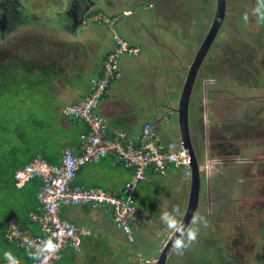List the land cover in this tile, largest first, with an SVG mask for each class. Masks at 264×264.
<instances>
[{
  "label": "rangeland",
  "instance_id": "rangeland-1",
  "mask_svg": "<svg viewBox=\"0 0 264 264\" xmlns=\"http://www.w3.org/2000/svg\"><path fill=\"white\" fill-rule=\"evenodd\" d=\"M139 1L122 0L125 9L134 8L138 3L139 5L135 8L132 16H125L122 12L116 13L115 19H117L118 25L110 30L102 22L94 23V17H92L90 29L92 32L94 30V33H99L98 37L96 39L94 37L86 38L84 44L71 47L82 48L80 55L82 58L79 56L76 62L79 67L83 68L87 58L91 59L92 57L87 71L77 70L82 75L78 79L82 81L86 76L90 78L87 74L94 64V56L99 53V51L97 54L94 53V46L99 49L98 40L104 38L106 33L107 42L110 43L111 36L115 33L120 34L117 29L121 27L122 33L128 35L129 42L136 43V39L142 42V45L136 46L140 49V52L135 56L136 61L134 57L130 58L133 59L130 61L132 64L135 63L134 65L138 64L139 66L134 73L127 74L126 78L129 86L131 85L130 81H134L130 90H132L131 93L135 97L134 101L138 107V119L146 121L149 115L145 112L146 107L153 106V103H157L162 107L172 100H178L179 90L183 88L187 69L193 62L212 26L216 13V0ZM257 3L258 0H227V15L224 25L202 65V73H199L194 89V93L199 92V95L196 94L193 97L191 101L193 109L190 107L191 138L197 150L199 161H202L205 167L207 162L210 163V170H206L204 175L219 174L215 181L221 188L217 192L223 191V186L226 188L225 191L218 192L215 195V193L213 194L215 182L207 183L203 179L201 183V203L205 200L207 210L210 211L211 208L210 212L213 213L211 220L215 221L214 224H211V227L213 228V225L217 226L214 233L217 232L215 238H219L221 241L219 243L220 248L216 249L214 248L216 244L211 245L210 242L206 241V230L204 234L202 232L198 235L203 236L200 249H209V257L205 258L206 255L202 254V256L200 252H196L197 249L190 247L191 243L183 249L182 253L176 251L173 253L171 257L173 264H209L211 258L215 259L216 264H264V239L261 235L262 227L259 225L260 220L264 219V170L261 168L264 162V86L246 87L245 89L236 88L238 90L229 91L231 83L236 82L240 77L238 73L231 69L233 58L230 54L232 52L236 53V59L244 60L247 59L246 51H252V54L256 55L254 58H257L259 64H262L260 60H263L262 52H264V48L263 43H261V17L255 12ZM32 7L34 10L40 9V12L43 9L41 2L38 5H32ZM100 11L97 9L95 12L99 13ZM41 14L44 17L47 16L45 10H42ZM103 15L104 20L109 16L108 13ZM246 15L247 19H245ZM39 19L44 21L48 18ZM142 19L144 25L140 26V30L131 31L133 23ZM64 27L67 29V25H64ZM19 32L18 37L8 38V35H6L8 40L11 41L10 43H0V50L11 56L0 57V62L25 56L32 52L40 53L36 47V42L42 44L41 41L37 40L40 32L35 34H32L30 30ZM43 42L46 45L40 48L42 51L45 50L44 53L46 51L55 52L59 48L63 49L69 46L68 43H64L69 42L67 40L57 43L47 39ZM167 49L177 51L173 53L168 51L167 54ZM155 55L158 56L157 59L164 55L172 62H165L166 66L164 67L162 64L165 63L161 62L158 70L155 71L153 68L156 64ZM259 68V71L264 69L260 65ZM12 83L13 86L8 88L0 83V252L3 254L11 253V245L3 239L1 226L8 216H11L15 205L14 200L11 199V190L8 187V180L11 177V131L14 132V128L18 125L34 127L36 126V119L42 120L47 117L46 114L50 115L47 110L48 103L44 99L40 98L38 101H33L25 94L23 83H18L22 87H16L15 82ZM145 83L147 88L144 87ZM163 84L169 90L161 88ZM16 91L19 92L18 95ZM225 91H229L230 94L227 95ZM13 92L16 94H13ZM151 94L153 101L150 98ZM12 95L14 99L11 98ZM197 96L201 98L200 105ZM162 100L165 101L164 104L159 102ZM221 100L227 104L220 106ZM228 103L231 105L229 108L227 107ZM29 107H35L33 121H29L27 117L29 113L26 114V112H29ZM41 107L43 112L46 113L45 115L42 114ZM260 110L262 112L259 114ZM13 111L16 116L11 115ZM246 114L261 122L254 128L255 133L253 135L257 138L253 139L252 145L248 148H240V154L235 156L234 159L233 157L232 159L224 156L220 157L222 151L217 147L222 146V129L229 128L232 123L242 119L237 118L238 116L243 117ZM246 120L250 121L248 118ZM157 129L158 125H155V131ZM231 144L238 145L235 141H228L224 146L229 148ZM213 148H217L216 155H213L215 152ZM229 151L230 149H228ZM179 169L185 177L186 168ZM155 176L154 174L147 176L146 181L138 183V195L135 191L139 204L148 210L152 216V220L149 221V224L153 225L150 227L151 229L155 226L154 218L158 219V216L163 215L165 212H173L179 209L178 221H180L185 210L182 193L188 191L189 194L190 190V180L186 177L168 190H162L158 198L156 193L159 188L151 183ZM170 178L169 175L159 179L164 181ZM238 192H241V194H237L233 199ZM218 206H223L224 209L222 210ZM214 207L216 210H214ZM29 208L24 205L19 210L24 212ZM69 208L64 207L63 209L67 212L71 210ZM217 210L219 211L217 212ZM157 214L159 215L156 216ZM204 218L207 220L206 215ZM236 219L239 221L236 222ZM162 224H164L163 221ZM218 226H220V229ZM169 230L170 228L166 231ZM90 264H93V261ZM104 264H108V262Z\"/></svg>",
  "mask_w": 264,
  "mask_h": 264
},
{
  "label": "crops",
  "instance_id": "crops-1",
  "mask_svg": "<svg viewBox=\"0 0 264 264\" xmlns=\"http://www.w3.org/2000/svg\"><path fill=\"white\" fill-rule=\"evenodd\" d=\"M44 21L41 20V23ZM76 23H78V21L75 20L73 24ZM37 24L34 26L35 30H46L44 32H40L38 35L37 40L41 41L42 44L36 42L38 44L36 47L39 49L40 53L32 52L26 54L24 59L26 58L25 60L28 61L31 59L36 64H44L48 67H57L58 71L50 72V75L44 74L45 76L42 75L40 77V80H38V92L35 90L32 95H28L27 88H25L24 92L27 94L29 99L38 101L42 98L48 103L47 110L50 112V115L44 113L41 107L42 114H46V118L42 120L36 119V126L34 127L18 125L14 128V132L11 131V196L13 197V195H16L17 197L12 199L15 202L13 207L14 209L11 216H9V218L4 222L8 223L7 220L9 221L16 217L19 221H21V223H25L27 228L34 233H39L41 231V226L33 224L30 221V215L33 212H37V198L42 191L43 180L41 178L34 179L29 183L26 189L21 191L14 186L16 183L15 174L17 171L29 165L37 158H46L44 160H50V164H59L62 161L66 149H71L75 153H80L82 150V137L87 133L88 127L83 123L75 124L66 120L62 116V109L68 105H74L81 102V100L89 94L90 81L101 74L104 57H106L114 46L113 36L110 38V43L107 42V33L104 38L98 40L99 49L94 46V53L97 54L98 51L99 53L97 56H94V64L91 67L90 72L87 74L90 78H87L86 76L81 81L78 78L79 76L81 78L82 75H80V71L77 70L80 69L82 71H87V67L91 63L92 57L91 59L87 58L83 68L79 67L76 62L81 55L82 48L71 46L84 44L86 42V38L89 39V37H94V39H96L99 33H94V30L92 32L91 29H89L91 27L89 26L88 28L86 25L84 27L88 28L89 32H85L82 25L78 24L76 27L78 31L77 34L71 36L63 34L56 38L58 35L55 32L56 30L50 29L46 26L41 27ZM61 25L64 27L66 22H62ZM141 25H144L143 19L133 23V29H131V31L135 32L140 30ZM64 28V30H66V27ZM121 29L122 28L119 27L117 29L118 32L129 42L130 40L128 35L126 33L124 35ZM32 34H35V32L33 31ZM47 39L51 42L67 40L69 42L64 43H68L69 46H66L67 48L63 49L59 48L55 52L46 51V53H44L45 50L43 49L42 51L40 47L46 45L43 41H46ZM129 43L134 45V47L142 45V42L138 41V39H136V43ZM168 51L173 53L177 50L167 49V54ZM157 57L158 56L155 55L156 64L153 67L155 71L158 70L161 62H172L171 59H167V57L165 58L164 55L159 57V59H157ZM131 60L133 59H130L128 56H122L119 59L121 67L120 78L113 85L112 93L102 100L99 107V113L105 119L106 136L110 140L119 139L121 134L137 137L140 134L141 127L145 123L152 122L157 125L156 122L159 119V113H164L167 110V106L170 105V103H166L165 105L167 106L160 107L157 103H154L153 106H148L145 109V112L149 113L146 121L138 119V107L134 101L135 97L131 93L132 90H130L132 89L134 81L131 80V85L129 86V84H127L126 76L127 74L134 73L139 65L132 64L130 62ZM162 66H166V63L162 64ZM201 73L202 71L200 74ZM26 84L27 81L25 80L24 86H26ZM144 87H146V83L144 84ZM161 88L169 90V88H166L164 84ZM11 98L14 99L13 95ZM150 98L152 100V94L150 95ZM159 102H162L163 104L165 103L164 100ZM34 109L35 107H29V112H26V114L29 113L27 115L29 121L34 120ZM11 115L16 116V113L13 111ZM157 131H159V135L163 140L176 141L174 134L165 135L164 129L160 130L159 126ZM152 174L156 176L153 180H151V183L154 184L156 188H159V191L156 193L157 197L162 190H168L175 183H179L182 178H186L179 168H173V170L166 176L155 173ZM133 175L134 174L131 170L126 169L112 156H108L99 163L88 164L84 166L83 169H80L75 185L81 186L85 189L91 188L97 191H103L114 197L122 196L127 183L133 179ZM169 175L171 177L170 179L160 181V177H168ZM135 191L138 195L137 187ZM182 194L185 208L188 200V191L187 193L184 191ZM24 205L30 208L21 212L22 210L19 209H21ZM69 209L71 210L67 212H65L64 209L61 210L62 214L60 213V215L64 221L77 225L82 231V249L79 253L74 252L70 248L65 249L61 254L62 258L57 260L54 264H90L92 261L93 264H104L105 262H108V264H150L149 262L157 260L156 257L160 255L170 238L164 227L160 226L162 225V215L159 214L156 215H159L158 219L154 218L155 226L152 229L150 227L153 225L149 224L150 222L148 221L137 222L133 225L134 239L133 242L131 241L129 243L123 230L115 223L113 217L114 214L108 208L106 209L109 211H107L104 207H93L91 205L82 204L73 206ZM143 209L148 214L147 218L152 220V216L148 210L144 207ZM6 228L7 226H1L2 237L6 243L11 245V253L8 252L6 255L0 252V260L5 261L6 264H29V261L27 259H23V256L21 255V249L24 248L19 247L16 243L10 242L7 239L5 231ZM168 264H170V262Z\"/></svg>",
  "mask_w": 264,
  "mask_h": 264
},
{
  "label": "built area",
  "instance_id": "built-area-1",
  "mask_svg": "<svg viewBox=\"0 0 264 264\" xmlns=\"http://www.w3.org/2000/svg\"><path fill=\"white\" fill-rule=\"evenodd\" d=\"M99 14L94 16V23L102 22L109 28L117 25V19L108 16L104 20L103 13ZM113 41L114 47L104 59L101 74L90 81L89 94L81 102L62 110V116L69 122L88 126L87 133L82 137L80 153L66 149L59 164L37 158L15 174L19 189L34 179L43 180L42 191L37 198L39 211L30 215L31 222L41 226V231L34 233L23 228L16 217L10 220L6 230L10 242L34 251L32 264H53L63 249L81 251L82 231L77 225L63 220L60 213L64 207L86 204L108 208L114 214L117 226L124 231L128 240L133 241L132 224L145 217L135 195L138 183L145 181L152 173L166 176L174 167L186 168V177L190 176L192 157L189 151L181 142L159 137L151 122L143 125L137 137L121 134L117 140L107 138L105 119L99 113V107L102 100L112 93L113 84L120 77L119 59L122 56H135L138 52L117 33L113 35ZM108 156L134 174L122 196L114 197L103 191L75 185L81 168L99 163Z\"/></svg>",
  "mask_w": 264,
  "mask_h": 264
},
{
  "label": "flooded vegetation",
  "instance_id": "flooded-vegetation-1",
  "mask_svg": "<svg viewBox=\"0 0 264 264\" xmlns=\"http://www.w3.org/2000/svg\"><path fill=\"white\" fill-rule=\"evenodd\" d=\"M140 1H142V0H140ZM39 2H41V5L43 7L42 10L46 11V15H47L46 17L42 16V14H41L42 10L40 12V9L34 10L32 7V5H34V4L38 5ZM31 3H33V4L30 5ZM138 5H139V3L136 4L134 6V8L127 10L123 7L122 0H40V1L39 0H0V43L1 44L10 43L11 41L8 40V38L18 37L19 35H17V34L20 33L19 31L24 32V31L30 30V32L34 31L35 33L46 31V30H35L34 26L37 23H38L37 25L41 26V27L43 26V23H45L44 26H46L50 29L56 30L55 32L58 34L56 36V38H58L59 35H63V34L69 35V36L75 35L78 33V31L76 29L77 25L82 24L81 19L84 17L85 18H91L93 15L99 14L100 12L103 14L108 13L110 18H115L116 13H119V12H122L125 16H132V15H134L135 8H137ZM97 9H99L101 11L99 13H96L95 11ZM39 18H48V19H46L43 23H41V21H40L41 19H39ZM76 19L79 20V22L76 24H73V22ZM62 22H66V25H67L66 30H64L65 28L61 25ZM82 27L84 28L85 32H87V31L89 32V30H88L89 25H87L88 28L84 27V25H82ZM6 35H8V38L6 37ZM150 40H151V38H150ZM55 42L59 43L60 41H55ZM5 56L11 57L10 55H8V54H6L0 50V57H5ZM196 94L199 95V92H195L194 96ZM197 97L199 99V105H200V99L201 98H200V96H197ZM220 106H223L222 100H221ZM191 108L193 109V103H191ZM174 129H175L174 138L180 137L178 125L174 126ZM191 135H192V132H191ZM224 138L222 140V146L217 147V148H220L222 151L221 155H219V156L220 157L224 156V157H227L230 159H232V157H233V159H234L235 158L234 157V149H232L231 146L229 148H226L224 146L228 142V141L226 142L224 140ZM193 146H194V143H193ZM217 148H213V150L215 151L213 155H216ZM228 149H230L229 152H228ZM194 150H195V154H196L197 150L195 149V146H194ZM196 155H198V154H196ZM207 163L209 164V166L204 168L203 172H205L206 170H208V171L210 170V163L209 162H207ZM218 176H219V174L213 175V176L208 174V175H204L202 177L203 179H205L207 181V183L215 182V187L213 190V194L215 193V195L218 192H223L226 190V188L223 186L222 189H224V190L217 192V190L219 188H221L218 185V183L215 181V179L217 180ZM237 194H241V192L236 193L234 195L233 199H235ZM186 207H187V204H186ZM186 207H185V210H186ZM218 207L222 210L224 209L223 206H218ZM185 210H184L183 214L185 213ZM209 210L211 211V208ZM214 210H216L215 207H214ZM210 211L207 210V203L205 202V200L202 203L200 201L198 212L196 213L194 220L197 217H204L206 215L207 216V225L205 226L202 222L201 223H192V225L190 227L193 229H197L198 234H201L202 232L204 234L207 230V235L205 236V239H206V241L210 242L211 245H214V244L218 243L216 241L217 238H215V234H217V232L214 233L217 226L213 225V228L211 227V224H214L215 221L211 220V215H213V213H211ZM218 211L219 210H217V212ZM181 218H182V216H181ZM225 221H227V220H225ZM238 221L239 220L236 219V222H238ZM218 228L220 229V226H218ZM202 239H203V236L197 235V239L195 241L191 242L192 244L190 245V247H194L195 249H197L198 251H196V252H200L201 255L202 254L207 255L210 252L209 249H203V250L200 249L202 247V245H201ZM226 257H228V256H226ZM170 264H172L171 259H170ZM209 264H216L215 259L211 258L209 261Z\"/></svg>",
  "mask_w": 264,
  "mask_h": 264
},
{
  "label": "water",
  "instance_id": "water-1",
  "mask_svg": "<svg viewBox=\"0 0 264 264\" xmlns=\"http://www.w3.org/2000/svg\"><path fill=\"white\" fill-rule=\"evenodd\" d=\"M227 15V0H216V13L212 23V26L206 35L201 47L199 48L196 56L191 63V65L187 69V77L185 79L184 87L182 90H179V98L177 101H170V105H168V109L165 113H161L160 118L157 120L156 124H158L161 128L170 134L174 133V124L175 120L179 125L180 132V141L181 145L189 151L192 157V163L189 167V175H190V190L188 194L187 207L185 213L181 220V228L186 229L190 227L193 223L194 217L198 211L200 201H201V182H202V173L198 158L195 154L193 142L191 139V131H190V103L191 98L194 93V87L196 83V79L198 73L202 67L203 62L205 61L211 46L219 35ZM79 22V20L76 19ZM82 24H85V17L81 19ZM173 89V88H171ZM170 89V90H171ZM173 115L174 120H169L168 116ZM169 120L168 123L163 124L166 120ZM180 231L174 230L171 234L168 242L164 246L162 252L160 253L158 259L152 264H167L169 257L173 251L172 242L180 236Z\"/></svg>",
  "mask_w": 264,
  "mask_h": 264
},
{
  "label": "trees",
  "instance_id": "trees-1",
  "mask_svg": "<svg viewBox=\"0 0 264 264\" xmlns=\"http://www.w3.org/2000/svg\"><path fill=\"white\" fill-rule=\"evenodd\" d=\"M97 14H95L96 16ZM261 43H263V48H264V19H261ZM38 46V44H37ZM132 48H134V45H130ZM264 50V49H263ZM247 52V59H236L235 55L236 53L232 52L230 56L233 58L232 63H231V69L235 71L236 73L239 74V79L234 82L233 88H238L242 89L245 87H260L264 86V69L262 71H259V65L264 68V55L263 60L260 62L262 64H259L257 61V58H254L256 55L252 54V51H246ZM240 53V52H239ZM262 58V57H261ZM26 59V58H25ZM24 56H20L18 58H13L11 60H3L0 62V83H2L4 86H13L12 82H15L16 87H22V85H19L18 83H23L24 86V81H27L26 86H24V91L25 88H27V94L32 95L35 90L36 92L39 91V81L40 77L44 74L50 75V72H57L58 68L57 67H48L47 65L44 64H36L33 60H25ZM117 82V81H116ZM115 84V82H114ZM113 84V85H114ZM113 88V87H112ZM16 93H19L16 91ZM15 94V92H13ZM262 112L260 110L259 114ZM258 114V115H259ZM243 120H237L234 126H230L227 129H223V133L225 135L224 140L227 141H235V142H240L241 139H247L249 141H252L253 138H257V136L253 137V130L254 128L259 125L261 122H258L257 119L254 117L250 116V121L246 120V115L243 116ZM239 130V131H236ZM264 167V163H263ZM8 187L11 190V179L9 178L8 181ZM29 184L24 186L23 188H20L21 191L27 188ZM14 186L17 188L16 183ZM14 187V188H15ZM15 188V189H16ZM19 189V188H18ZM16 195L11 196V199L16 198ZM71 208V207H70ZM37 212L39 211V205H38V199H37ZM9 218V216H8ZM7 218V219H8ZM31 221V220H30ZM8 223H3V227L8 228V225L10 223V220ZM21 222V221H20ZM23 228H27V225L25 223H21ZM259 225L262 227L261 229V235L262 238L264 239V219L260 220ZM6 228V230H7ZM5 230V231H6ZM216 245L214 248L219 249L221 243L220 239L217 238ZM222 249V248H221ZM209 254V253H208ZM208 254L205 256V258H208ZM21 255L23 256V259H27L29 261V264H31L35 258V253L34 251L30 249H21ZM0 264H6L5 261L0 260Z\"/></svg>",
  "mask_w": 264,
  "mask_h": 264
},
{
  "label": "clouds",
  "instance_id": "clouds-1",
  "mask_svg": "<svg viewBox=\"0 0 264 264\" xmlns=\"http://www.w3.org/2000/svg\"><path fill=\"white\" fill-rule=\"evenodd\" d=\"M255 12L257 13V14H259L260 15V17H261V19H264V0H258V3H257V7H256V9H255ZM101 13V12H100ZM124 15V14H123ZM95 15H93L92 17H94ZM91 17V18H92ZM245 19H247V15L245 16ZM90 21H91V19L90 18H85V24H84V26L87 24V25H89L90 26ZM86 25V26H87ZM106 28H108V29H111V28H109V27H106ZM120 35V34H119ZM122 36V35H121ZM123 37V36H122ZM124 38V37H123ZM125 39V38H124ZM127 41V40H126ZM214 43V42H213ZM113 44H114V41H113ZM130 44V43H129ZM131 45V44H130ZM156 45V44H155ZM114 47V46H113ZM134 48H136L137 50H138V52H137V54L140 52V49L139 48H137V47H134ZM112 51V50H111ZM110 51V52H111ZM257 53V52H256ZM109 54V53H108ZM107 54V55H108ZM136 54V55H137ZM209 54V53H208ZM106 55V56H107ZM135 55V56H136ZM262 55H264V52H262ZM135 56H132V57H129V58H133V57H135ZM207 57H208V55H207ZM206 57V58H207ZM262 57V56H261ZM106 58V57H105ZM104 58V59H105ZM206 60V59H205ZM103 62H104V60H103ZM205 62V61H204ZM204 62H203V64H204ZM202 64V65H203ZM201 69H202V67H201ZM201 69H200V71H199V73L201 72ZM119 73H120V62H119ZM188 73V72H187ZM199 73H198V76H199ZM198 76H197V78H198ZM186 77H187V75H186ZM120 78V77H119ZM196 81H197V79H196ZM185 83V82H184ZM233 84H234V82L233 83H231V85L229 86L230 87V89H229V91L230 90H233V91H236V90H238V89H234L232 86H233ZM195 86H196V83H195ZM183 87H184V85H183ZM246 88V87H245ZM245 88H242V89H245ZM194 89H195V87H194ZM112 91H113V88H112ZM229 91H225V93L228 95V94H230V92ZM193 95H194V93H193ZM193 95H192V98H193ZM192 98H191V101H192ZM172 101H174V100H172ZM192 103V102H191ZM191 103H190V107H191ZM154 104V103H153ZM223 104L224 105H226L227 103H225V102H223ZM164 106H167V105H164ZM163 106V107H164ZM227 107L229 108L230 107V105L228 104L227 105ZM169 107L167 106V109H168ZM238 110H240L239 108H237ZM165 113V112H164ZM189 113H190V110H189ZM160 114V116H161V113H159ZM160 116H159V118H160ZM168 118H169V120H171V121H173L174 120V116L173 115H169L168 116ZM237 118H242L241 120H243L244 118L243 117H240V116H238ZM246 118H250V115L249 114H246ZM169 120L167 119L165 122H163V124L162 125H164V124H166V123H168L169 122ZM232 122H234V121H232ZM152 123V122H151ZM177 123V124H176ZM175 124H176V126L178 125V122L175 120ZM175 124H174V126H175ZM235 124H237L236 123V121H235V123H232V126H234ZM153 125H154V128H155V123H153ZM158 125V124H157ZM159 126V125H158ZM178 128H179V125H178ZM159 129L160 130H162V129H164V128H161L160 126H159ZM142 130V129H141ZM155 131V130H154ZM190 131H191V128H190ZM236 131H239V130H236ZM141 132V131H140ZM155 133L159 136V137H161L160 135H159V131H155ZM164 133H165V135H173L174 133H175V129H174V133L172 132V133H170V134H168L165 130H164ZM222 133H223V129H222ZM255 132H254V130H253V134H254ZM225 137V135H224V133H223V138ZM253 137H254V135H253ZM176 139V141L177 142H181L180 141V137H178V138H175ZM192 139V138H191ZM253 139H255V138H253ZM239 142V141H238ZM238 142H236L238 145L237 146H235V144H231V147H232V149H234V157L235 156H238L239 154H240V148H248L249 146H251L252 145V143H253V140L252 141H249V140H247V139H241V141L238 143ZM221 147V146H220ZM197 154V153H196ZM197 156V158H198V161H199V157H198V155H196ZM264 163V162H263ZM263 163H262V166H261V168H262V170H264V167H263ZM199 164H200V168H201V173L203 172V169L204 168H206V167H208L209 166V164L207 163V166L205 167L204 166V163H202V161L200 162L199 161ZM208 171V170H207ZM261 172V171H260ZM204 176V172L202 173V175H201V177H203ZM189 180H190V176H189ZM202 180H203V178H202ZM202 183V182H201ZM137 187V186H136ZM136 190V189H135ZM136 194V193H135ZM136 198H137V196H136ZM137 204H138V207H139V209L141 210V211H143L144 213H145V217L143 218V219H140V220H138V221H136V222H134L133 224H132V227H133V225H135L137 222H142V221H150V218H147L148 217V214H147V212L141 207V205L139 204V202H138V200H137ZM179 209H176V210H174L173 212H165L163 215H162V217H161V219H162V221L164 222V224H162V225H160L161 227H164V229H165V231L168 229V228H170V230L167 232V235L170 237L171 236V234L174 232V230H176V231H180V236H178L173 242H172V249H173V251H172V253H171V255H170V257H169V260H168V263L170 262V259H171V257L173 256V253L176 251V252H178V253H182V251H183V249L184 248H186V247H188L190 244H191V242H193V241H195L196 239H197V235H198V230L197 229H193V228H191V227H188V228H186V229H182L181 228V225H180V223H181V221H178V216H179ZM184 215V214H183ZM183 215H182V217H183ZM181 220H182V218H181ZM203 223L205 226L207 225V220H206V218H204V217H197L194 221H193V223ZM34 224V223H33ZM124 232V231H123ZM126 235V234H125ZM127 237V236H126ZM129 242H131L130 240H128ZM83 244V243H82ZM81 249H82V247H81ZM65 249H63L62 251H61V253H60V255H59V258L58 259H56L55 261H54V263L57 261V260H59L60 258H61V254H62V252L64 251ZM72 250V249H71ZM75 252V251H74ZM76 253H79V252H76ZM7 255V254H6ZM159 257V256H158ZM158 257H157V259H158ZM34 260H35V258H34ZM33 260V261H34ZM154 261H156V260H154ZM33 263V262H32ZM31 263V264H32ZM53 263V264H54ZM150 264H152V262H149Z\"/></svg>",
  "mask_w": 264,
  "mask_h": 264
},
{
  "label": "bare ground",
  "instance_id": "bare-ground-1",
  "mask_svg": "<svg viewBox=\"0 0 264 264\" xmlns=\"http://www.w3.org/2000/svg\"><path fill=\"white\" fill-rule=\"evenodd\" d=\"M104 56V55H103ZM105 58V57H104ZM144 58V57H143ZM134 60H135V57H134ZM136 61V60H135ZM126 64V63H125ZM135 64V63H134ZM103 65V64H102ZM124 66V65H123ZM131 67V66H130ZM121 68V67H120ZM127 68V67H126ZM129 68V67H128ZM140 69V68H139ZM128 70H130V69H128ZM133 70V69H132ZM143 70V69H142ZM139 71H141V70H139ZM128 72V71H127ZM134 72V71H133ZM141 74V73H140ZM145 74H146V72H145ZM144 78H145V76H144ZM80 124V123H79ZM88 127V126H87ZM107 158V157H106ZM44 159H46V158H44ZM48 161V160H47ZM49 163H50V160L48 161ZM84 168V167H83ZM83 168H81V169H83ZM168 175V174H167ZM150 176V175H149ZM163 177V176H162ZM189 178V177H188ZM146 181V180H145ZM88 189H91V188H88ZM240 195V194H239ZM141 205V204H140ZM143 208V207H142ZM106 209V208H105ZM107 210V209H106ZM107 211H109V210H107ZM198 212V211H197ZM113 215V214H112ZM61 216V215H60ZM114 217V216H113ZM143 222V221H142ZM143 226V225H142ZM141 227V226H140ZM141 228H143V227H141ZM140 228V229H141ZM126 236V235H125ZM133 242V241H132ZM130 243V242H129ZM130 245V244H129ZM159 245H161V244H159ZM131 246V245H130ZM63 253V252H62ZM133 254H135V253H133ZM140 254V253H139ZM138 256H140V255H138ZM155 256V255H154ZM135 257H137V256H135ZM62 258V257H61ZM157 258V257H156ZM135 262V261H134Z\"/></svg>",
  "mask_w": 264,
  "mask_h": 264
}]
</instances>
